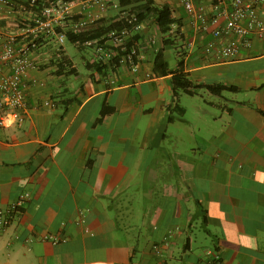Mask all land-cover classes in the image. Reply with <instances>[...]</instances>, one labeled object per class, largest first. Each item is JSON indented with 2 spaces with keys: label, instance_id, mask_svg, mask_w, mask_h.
<instances>
[{
  "label": "crops",
  "instance_id": "1",
  "mask_svg": "<svg viewBox=\"0 0 264 264\" xmlns=\"http://www.w3.org/2000/svg\"><path fill=\"white\" fill-rule=\"evenodd\" d=\"M153 1L176 22L140 24L135 72L73 45L82 73L55 37L33 51L27 108L0 126V210L28 196L0 264H264V41L216 61L179 0ZM176 74L193 94L175 97Z\"/></svg>",
  "mask_w": 264,
  "mask_h": 264
},
{
  "label": "built area",
  "instance_id": "2",
  "mask_svg": "<svg viewBox=\"0 0 264 264\" xmlns=\"http://www.w3.org/2000/svg\"><path fill=\"white\" fill-rule=\"evenodd\" d=\"M179 3L200 33L211 34L204 51L213 53L216 61L233 60L242 50L250 48L253 39L264 41V0H179ZM34 7L36 0H0V126L7 117L22 119L20 113L27 108L25 79L28 71L37 67L31 55L39 41L55 37L62 44L64 32L79 33L99 20V13L110 9L115 16L134 25V29L123 27L102 36V43L98 40L86 43L96 61L114 67L110 59L119 51L118 64L128 66L132 72L137 69L136 50L126 48L125 42L139 30L140 24H134L135 17L126 8H120L118 0H46L38 13ZM74 7H78L77 12ZM20 11L26 18L19 21L17 16V24L14 22L12 27L3 24L5 14L16 15ZM43 105L52 108L54 103L45 101ZM27 198V195L20 197L7 214L0 210V233L11 225L14 212ZM45 239L53 241L51 237Z\"/></svg>",
  "mask_w": 264,
  "mask_h": 264
},
{
  "label": "trees",
  "instance_id": "3",
  "mask_svg": "<svg viewBox=\"0 0 264 264\" xmlns=\"http://www.w3.org/2000/svg\"><path fill=\"white\" fill-rule=\"evenodd\" d=\"M46 0H36V6L34 7V11L38 13L43 4ZM69 1V0H66ZM120 8H127L129 6L128 13L129 15H133L136 19V24H141L145 21L148 17H152L154 24L158 28L160 34L162 36H166L169 34L172 26L176 22L172 18L171 9L167 5H162L160 7L154 4L153 0H118ZM123 27H127L129 30H133L134 25H129L126 23L125 20L120 19L119 16L110 21L105 19H99L92 23L91 25L86 26L83 28L79 33H72L70 30H67L65 33V41L72 45H84L88 42H93L98 40L102 43V36L106 33L111 31H120ZM139 41V36L137 33H134L127 42H125V47L130 49L135 47V43ZM166 44V43H165ZM121 53L118 51L117 56L111 58L110 61L113 65H119V57ZM65 62L58 63V68L64 66ZM89 69H98L101 70L102 68L99 67V63L91 64L88 66ZM153 71L157 75H167L168 65L163 59L162 52L159 50L155 52L153 58ZM172 84H173V91L175 97L177 96V91H181L186 94H193V91L189 90L191 84L183 74H176L172 76ZM196 87H203L198 85ZM207 90L212 93H218L222 88L219 86H204Z\"/></svg>",
  "mask_w": 264,
  "mask_h": 264
},
{
  "label": "rangeland",
  "instance_id": "4",
  "mask_svg": "<svg viewBox=\"0 0 264 264\" xmlns=\"http://www.w3.org/2000/svg\"><path fill=\"white\" fill-rule=\"evenodd\" d=\"M179 7V5H177ZM176 6V7H177ZM174 7V8H176ZM178 12L181 15H185V11L182 7L178 8ZM17 16L20 18H26V14L22 11L18 12L16 15H14V18H12L13 22L11 25H14L15 23L17 24ZM21 21V19L19 20ZM15 22V23H14ZM64 46L67 50V53L69 54V57L73 60V62L76 64L78 70L82 73H86V69L84 68L82 61H81V52L72 44L68 43L67 41L64 42Z\"/></svg>",
  "mask_w": 264,
  "mask_h": 264
}]
</instances>
